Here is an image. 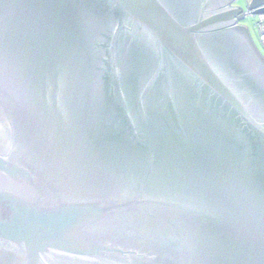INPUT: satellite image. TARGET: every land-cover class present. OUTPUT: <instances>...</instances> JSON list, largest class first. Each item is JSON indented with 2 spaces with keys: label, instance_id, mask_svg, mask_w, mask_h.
<instances>
[{
  "label": "water",
  "instance_id": "95a60500",
  "mask_svg": "<svg viewBox=\"0 0 264 264\" xmlns=\"http://www.w3.org/2000/svg\"><path fill=\"white\" fill-rule=\"evenodd\" d=\"M235 3L0 0V264H264V0Z\"/></svg>",
  "mask_w": 264,
  "mask_h": 264
},
{
  "label": "rangeland",
  "instance_id": "374dc122",
  "mask_svg": "<svg viewBox=\"0 0 264 264\" xmlns=\"http://www.w3.org/2000/svg\"><path fill=\"white\" fill-rule=\"evenodd\" d=\"M235 5L237 7H241L244 10H247V2H246V0H236ZM255 21H256L255 17L249 16L246 20H244L242 22V25H244V26L249 28V31H250V33L252 35V38H253L254 42L256 43L257 47L259 48V50L261 51V53L264 56V47L259 42V37H258V34L256 32V29H255Z\"/></svg>",
  "mask_w": 264,
  "mask_h": 264
},
{
  "label": "built area",
  "instance_id": "2783aa9c",
  "mask_svg": "<svg viewBox=\"0 0 264 264\" xmlns=\"http://www.w3.org/2000/svg\"><path fill=\"white\" fill-rule=\"evenodd\" d=\"M251 1L252 0H246L247 8H249V6L251 4ZM248 14L250 15L251 12L248 11ZM255 18H256L255 29H256V32H257L258 37H259V42L264 47V16L263 15H259V16L255 17Z\"/></svg>",
  "mask_w": 264,
  "mask_h": 264
},
{
  "label": "flooded vegetation",
  "instance_id": "af4514ba",
  "mask_svg": "<svg viewBox=\"0 0 264 264\" xmlns=\"http://www.w3.org/2000/svg\"><path fill=\"white\" fill-rule=\"evenodd\" d=\"M234 6H236V5L234 4Z\"/></svg>",
  "mask_w": 264,
  "mask_h": 264
}]
</instances>
